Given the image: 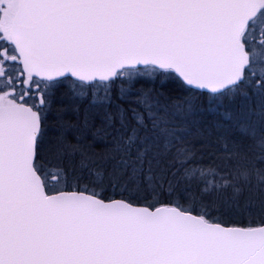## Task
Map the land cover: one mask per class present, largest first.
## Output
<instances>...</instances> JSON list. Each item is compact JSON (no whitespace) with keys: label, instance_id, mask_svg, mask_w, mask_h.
<instances>
[{"label":"snow or ice","instance_id":"6c2138e0","mask_svg":"<svg viewBox=\"0 0 264 264\" xmlns=\"http://www.w3.org/2000/svg\"><path fill=\"white\" fill-rule=\"evenodd\" d=\"M0 264H264V0H0Z\"/></svg>","mask_w":264,"mask_h":264}]
</instances>
